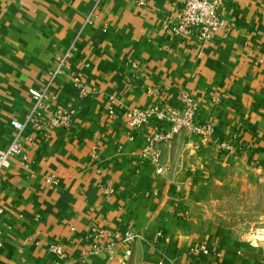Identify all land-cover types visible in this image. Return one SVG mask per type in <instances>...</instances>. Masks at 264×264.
I'll return each instance as SVG.
<instances>
[{
	"label": "crops",
	"instance_id": "crops-1",
	"mask_svg": "<svg viewBox=\"0 0 264 264\" xmlns=\"http://www.w3.org/2000/svg\"><path fill=\"white\" fill-rule=\"evenodd\" d=\"M175 12L173 0H0V151L18 139L27 157L3 173L0 264H264V244L213 215L264 182V0H227L235 28L205 44L171 35ZM65 55L51 109L71 113L68 125L41 114L45 137L18 134L30 90ZM185 95L200 135L150 148L166 124L132 131L120 116L182 109ZM93 228L135 233L131 255L89 254Z\"/></svg>",
	"mask_w": 264,
	"mask_h": 264
},
{
	"label": "built area",
	"instance_id": "built-area-1",
	"mask_svg": "<svg viewBox=\"0 0 264 264\" xmlns=\"http://www.w3.org/2000/svg\"><path fill=\"white\" fill-rule=\"evenodd\" d=\"M131 1L138 8H144L149 0ZM173 2L176 6V12L168 20L167 27L174 37L193 38L198 44H205L210 42L216 33H221L223 36H226L235 28V23H227L221 17L222 8L226 5L227 0H173ZM56 63V67L50 72L49 78L43 87L41 89L30 90L33 103L25 123H11L18 134L22 133L26 126H31L40 137H45L47 125H39L35 121V118L40 117L41 114L50 117L48 119L50 124L68 125L71 113L66 111H53L51 109V103L55 99L53 90L55 78L67 69V55L58 58ZM133 69L136 70L137 66L133 65ZM182 100V109L167 108L159 110L155 108H134L124 111L120 116L132 131H137L147 126L152 120L166 124L167 130L160 133L156 132L153 135L150 140V148L158 142L170 143L182 133L191 135L202 134L205 132L204 128L198 126L194 120V115L198 109L197 104L186 95ZM109 115L116 118L113 108H109ZM208 130L210 131V129ZM15 159H19L22 165H26L27 157L22 153V147L18 139L6 150L0 151V194L3 185V173L11 168ZM157 173H161V169L158 168ZM46 182L55 183V179L48 177ZM91 233L100 239L101 242L91 247L89 254L92 255H98L102 251H111L117 245H124L127 248L125 255L130 256L131 251L129 246L137 238V235L133 232L125 234L114 232L110 234L103 230L93 228L91 229ZM161 238V233H157L153 240L155 242ZM48 251L58 259H62L64 256L62 247L58 245L49 246Z\"/></svg>",
	"mask_w": 264,
	"mask_h": 264
},
{
	"label": "rangeland",
	"instance_id": "rangeland-1",
	"mask_svg": "<svg viewBox=\"0 0 264 264\" xmlns=\"http://www.w3.org/2000/svg\"><path fill=\"white\" fill-rule=\"evenodd\" d=\"M213 215L228 222L237 235L264 244V182L244 196L223 199Z\"/></svg>",
	"mask_w": 264,
	"mask_h": 264
},
{
	"label": "bare ground",
	"instance_id": "bare-ground-1",
	"mask_svg": "<svg viewBox=\"0 0 264 264\" xmlns=\"http://www.w3.org/2000/svg\"><path fill=\"white\" fill-rule=\"evenodd\" d=\"M262 240H264V239H262Z\"/></svg>",
	"mask_w": 264,
	"mask_h": 264
}]
</instances>
